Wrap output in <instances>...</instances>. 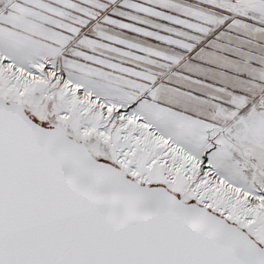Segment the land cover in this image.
<instances>
[{"label": "snow or ice", "instance_id": "6c2138e0", "mask_svg": "<svg viewBox=\"0 0 264 264\" xmlns=\"http://www.w3.org/2000/svg\"><path fill=\"white\" fill-rule=\"evenodd\" d=\"M0 264H264V0H0Z\"/></svg>", "mask_w": 264, "mask_h": 264}]
</instances>
